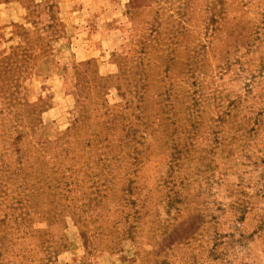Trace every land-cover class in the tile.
Returning <instances> with one entry per match:
<instances>
[{"label":"rangeland","instance_id":"obj_1","mask_svg":"<svg viewBox=\"0 0 264 264\" xmlns=\"http://www.w3.org/2000/svg\"><path fill=\"white\" fill-rule=\"evenodd\" d=\"M0 264H264V0H0Z\"/></svg>","mask_w":264,"mask_h":264}]
</instances>
